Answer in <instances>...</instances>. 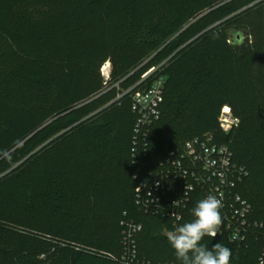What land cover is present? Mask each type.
<instances>
[{"label": "trees", "instance_id": "16d2710c", "mask_svg": "<svg viewBox=\"0 0 264 264\" xmlns=\"http://www.w3.org/2000/svg\"><path fill=\"white\" fill-rule=\"evenodd\" d=\"M163 62L143 171L212 134L248 171L239 192L264 224V0H0V264H123L132 221L138 264H180L172 221L136 204V117L118 99ZM226 106L240 121L229 134ZM218 242L230 264H258L261 244L201 241Z\"/></svg>", "mask_w": 264, "mask_h": 264}, {"label": "built area", "instance_id": "2783aa9c", "mask_svg": "<svg viewBox=\"0 0 264 264\" xmlns=\"http://www.w3.org/2000/svg\"><path fill=\"white\" fill-rule=\"evenodd\" d=\"M165 64L152 67L136 85L118 95V99L130 96L136 117L132 142V161L136 168L134 179L138 182L136 204L148 216L172 221L175 228L184 221L189 206L208 194H215L223 204V223L215 238L245 246L252 242L261 244L258 257V264H261L264 260V224L252 220L253 208L239 192L249 173L235 162L227 145L219 143L214 135L206 134L171 151L158 168L143 171V162L149 154L151 128L161 118L166 88ZM108 69L109 62L101 69L106 81L111 76ZM115 86L119 87V84ZM218 120L225 134L237 129L240 123L228 106L222 109ZM141 229V225L134 221L130 223L124 237L123 264H138L133 236Z\"/></svg>", "mask_w": 264, "mask_h": 264}, {"label": "clouds", "instance_id": "9594fccd", "mask_svg": "<svg viewBox=\"0 0 264 264\" xmlns=\"http://www.w3.org/2000/svg\"><path fill=\"white\" fill-rule=\"evenodd\" d=\"M222 207L217 195L208 194L191 209V221L168 232L167 239L180 264H230L231 249L220 242L211 248L201 243L206 236L215 238L218 235L223 223Z\"/></svg>", "mask_w": 264, "mask_h": 264}, {"label": "rangeland", "instance_id": "374dc122", "mask_svg": "<svg viewBox=\"0 0 264 264\" xmlns=\"http://www.w3.org/2000/svg\"><path fill=\"white\" fill-rule=\"evenodd\" d=\"M147 64V61L144 63V65H146ZM109 68V67H108ZM144 68V66H142L141 67V69L140 70H138V72H137V76H136V80H135V82L137 83V82H139L141 79V74H142V72H143V69ZM109 71V73L111 74V70H112V66H111V63H110V69H108ZM111 88L109 87V86H106L105 88H104V91L103 92H107V91H109ZM102 92V93H103ZM59 135H61V134H58L57 136H55L54 138H51V139H49V140H47L45 143H43L40 147H43V146H45V145H47L48 143H50L53 139H55L56 137H58ZM39 149V148H38Z\"/></svg>", "mask_w": 264, "mask_h": 264}, {"label": "water", "instance_id": "95a60500", "mask_svg": "<svg viewBox=\"0 0 264 264\" xmlns=\"http://www.w3.org/2000/svg\"><path fill=\"white\" fill-rule=\"evenodd\" d=\"M244 35L243 32H229L230 41H235L236 44H242Z\"/></svg>", "mask_w": 264, "mask_h": 264}]
</instances>
